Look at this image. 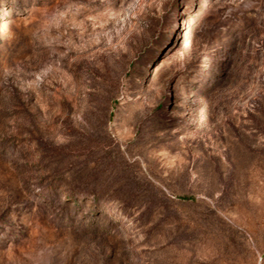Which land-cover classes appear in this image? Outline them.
Returning <instances> with one entry per match:
<instances>
[{"label":"rangeland","instance_id":"rangeland-1","mask_svg":"<svg viewBox=\"0 0 264 264\" xmlns=\"http://www.w3.org/2000/svg\"><path fill=\"white\" fill-rule=\"evenodd\" d=\"M0 264H264V0H0Z\"/></svg>","mask_w":264,"mask_h":264}]
</instances>
